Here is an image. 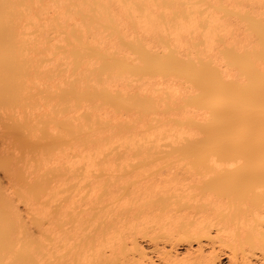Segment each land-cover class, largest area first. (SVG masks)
Wrapping results in <instances>:
<instances>
[{"label":"rangeland","instance_id":"1","mask_svg":"<svg viewBox=\"0 0 264 264\" xmlns=\"http://www.w3.org/2000/svg\"><path fill=\"white\" fill-rule=\"evenodd\" d=\"M27 2L28 6L31 5L29 8L27 5H22L24 6L22 9L24 12V19L21 22L22 32L20 35V39L22 38L21 41L23 40L20 55L23 57L22 60L25 61L24 65L26 64L25 66L28 67L27 69L24 66L22 73L29 74L27 77L26 74H22L24 77L21 76V80H25V84L23 83L24 89L21 88L24 92L21 91L20 95H25V97L23 103L18 102L21 105L17 104L14 106L12 104L10 107L4 105L1 107L0 105V157L4 156V160L3 157L0 159L2 162H6L5 159L8 158L6 163L9 164L7 169L0 166L3 168H0V186L2 188H0V191L4 193V195H8L9 199H7L8 201L10 200L13 209L17 211L19 215L18 219L20 217L19 223L23 224V227L30 228L32 232L34 226L35 195L34 190L33 193L30 191H32L35 183L38 181L40 182V180L47 179V186H51L53 180L56 178L70 177L73 181L69 187L71 189L69 190L75 193V205L79 206V210L89 209L94 212L118 206L122 201L125 191L133 185H136V182H143L144 180L157 176L161 171L163 151L175 144L176 146L177 144H185L182 142L184 141L182 140L183 138H186L185 140L187 141L189 140L188 143H190V141L192 142L191 139L195 142L196 138H201V140L206 138L210 140L212 138V144L209 141L208 145V143L204 141L207 143V145L206 143L204 144L206 148L215 144L224 145L225 142H228V145L229 142L231 144L235 142L234 145L236 144L237 146L243 145L241 146L242 149L244 145L247 146L248 144L250 146H245L248 150L250 148L257 149L259 145H262L260 151L262 150L261 153L263 154L264 92L262 88L264 89V74H261L260 71L264 72V53L262 50L264 45L262 40L256 37V26L258 24L255 25V22H257L258 19L256 17L254 18L253 15H251V17L254 19H250L249 17L250 13H257L255 4L249 2H242L241 4L239 0H27ZM25 3L26 2H24V4ZM223 8H227L228 11L225 9V12ZM145 10L151 12L158 22L148 35H142L135 26V18ZM78 11L80 14H78ZM262 11L264 12V0H262ZM227 12H231V15ZM241 13L243 15L242 17ZM212 14H216L219 18H225V16L228 17V15L231 16L232 19L230 18V20L234 24V36H236V38H242V35L245 36L243 50L246 52L247 50L245 49H248L249 55L251 50L256 52H252V55H250L251 57L253 56V58L250 59V56L247 54V56H244V52L243 55L241 52L240 54L238 52L235 56V61L234 57L232 58L233 53L231 52V55L228 53L230 51L227 47L229 45L228 37L224 32L217 31L212 56L214 64L211 65L210 61L208 63V60L200 53V49L204 47L201 34L208 23L209 16ZM244 15L245 17L247 16V23ZM187 17H192L195 20V27L184 34L182 37L183 45L179 46L172 40L170 27L179 19ZM116 18L123 20L124 24L121 27ZM261 22L263 23L264 21ZM257 23H259V21ZM249 24L256 29L249 30ZM262 31L259 32L258 30L260 34L264 33V29ZM81 39L84 40L85 44ZM75 40H80L78 44H76L78 46H75ZM81 41L84 47L80 44ZM109 41L113 44L111 45ZM86 43H89L88 46H86ZM79 44L81 46L80 48ZM90 44H93V46H90ZM73 45L74 48L77 47L79 50H85V48H90L91 50L89 49V51L87 49L85 52L80 50L81 53H79V51L76 52L75 49H72L73 47L71 46ZM96 45L100 46L99 50L100 48H104L107 53H111L109 55L110 61H108V55L106 56L105 54L106 51L104 49L99 51L98 46L95 49ZM68 48L71 49L70 53L68 52L70 50H68ZM227 48L229 51L224 52ZM91 51L93 53H91ZM83 53L84 55L87 54L86 57L84 56L85 58H82L83 61L80 64L82 59L79 54L83 55ZM74 54H76L75 56H79V58L77 57L79 59L78 62L77 59H74ZM96 55H98L97 58ZM111 56L114 57V61L119 59L118 62L120 64L117 62V64L114 63L113 65ZM229 56L232 58V61L228 60L230 59ZM240 57L242 59L243 57L247 59H243L244 61L241 62L242 59L239 60ZM236 58L240 64L237 62ZM98 59L99 61H107L110 67L107 66L106 68L108 63L103 62L107 64L104 66L105 69H102L103 64L102 67L99 66L101 62H99ZM252 59H254V61H252ZM255 60H257L259 66L261 65V69L263 67V69L259 71L261 75H259V73L256 75V72L253 71L255 76H257L256 78H254L253 72L250 73V71H248L251 70V67H247L249 64L250 66L251 64L255 65ZM245 61H248V64H246ZM251 61L252 63H249ZM117 65H119L120 69L117 68ZM127 66L131 67V69L129 68L130 70H128ZM226 67H231L233 74L231 78L225 80V83L219 73L220 69ZM246 67L248 70H246ZM124 68H127V70ZM24 69L26 70L24 71ZM242 69L243 71H241ZM123 70H126V72H123ZM213 73L216 76L213 75ZM216 77L217 79L221 78L220 80H223V82H220L219 79L217 81V79H215ZM233 79L238 82H233ZM227 80L233 82V84L231 82L229 83L230 85L227 84ZM75 82H78V84ZM202 82L203 84L207 82L206 88L208 93L210 92L212 98L210 96L206 98L208 95L204 97L206 94L205 89L204 93L202 92L201 94L200 91L201 95H199L200 88H197L196 84H201L200 87L205 86L202 85ZM209 82L212 83L213 87ZM215 82L219 83V85ZM261 82H263L262 86H260ZM79 83H81L83 87L81 85L78 86L80 89L78 88L79 91H77L80 92L83 90V94L81 92L80 95L78 94L79 96L77 95L76 97L81 100L83 95L86 96L80 102H77V98L72 93V88L77 89V87L74 86L79 85ZM88 84L91 86V90ZM67 86L72 87L69 89ZM143 86L148 88L151 92L146 93L147 91H141ZM219 86L222 87L220 88ZM230 86H232V89H230ZM94 87L96 93L93 96L94 89L92 90V88ZM215 87L216 89H221V91H216V89H214ZM228 87L230 89V94L226 92ZM48 90L54 91L52 92L54 95L48 94L51 95L49 97L46 93L51 92H48ZM67 90L69 95L66 94ZM99 90H101L100 93ZM102 90L106 91L104 92ZM84 91H89L90 94H92L89 95V92L84 94ZM223 91H225L226 95L221 93ZM243 91L246 93L243 95L244 99L242 96L244 93ZM250 91H254L255 95V91H258L256 97H254V93ZM114 92L119 95H114ZM214 92L221 95L218 94L219 96L217 95L216 97L214 95L215 97H213ZM103 93L105 94L103 95ZM111 93L113 94L109 95ZM235 93H238V95ZM63 94L65 95L64 99L62 98ZM55 95L58 96V98L53 97ZM197 95H199V97L204 95L203 97L205 99H202L204 101H199L201 98L197 100V98H195ZM97 96V99H91ZM100 96H102V98ZM119 96L121 97L119 98ZM72 97L73 99L70 101ZM86 97L91 98L86 99ZM257 97L259 99H257ZM105 99L107 101L108 99H112L113 101L110 100L109 103V101L106 102ZM195 99L199 104L195 103ZM20 100H22V98ZM73 100L76 102H73ZM126 100L128 103H126ZM114 101L118 103L115 105ZM119 103L121 106H118ZM218 107L219 109L222 107V111L225 109L228 111L221 112L219 110L221 112L220 114L217 110ZM213 111H216V119L214 117L215 115L212 116V113L214 114ZM226 112L227 114H224ZM250 115L252 116L250 117ZM228 116L231 119L233 118L232 120L229 119L230 121L228 120L227 123L229 124L226 123ZM253 116V120L256 124L252 120ZM242 118L245 120H242ZM188 119L192 120L194 123L192 124V121L188 122ZM18 120H20V123H23V126L18 123L21 126V128H19L18 125V130L20 132L16 131V129H13L11 126L12 122L17 123ZM65 120H68L69 124H73L74 127H72L74 130L76 131L77 128L78 131L76 133L72 132L73 128L70 129L71 125L69 126L66 124ZM213 120L217 121L215 122ZM251 120L255 125H253ZM57 121L61 123L59 122L58 124ZM26 123H28L29 126ZM63 123L65 126L68 125L69 128L67 126V128H65L61 125ZM222 123H226V125L224 124V126ZM25 125L28 127L26 128ZM227 125L229 127H227ZM237 125L240 128L235 127ZM22 127L26 128V131L24 128L22 130ZM230 127L232 129L234 127V129L231 131ZM216 128L219 130L222 129V131L228 132V134L222 133V131ZM42 130L46 132V134H44L45 137L42 135ZM197 130H200V132ZM202 130L203 132H201ZM204 130H209L206 135L208 137H202L206 134ZM235 130L236 133H234ZM12 131L14 133H12ZM192 131L195 134H199L195 135L190 133ZM217 131L222 133L221 137L226 134L223 138H217L216 142L219 143H215V138L212 136L214 132L217 134ZM232 132L234 133V137L230 135ZM48 133H50V135ZM16 134L21 135V137L25 136L24 138H28L25 134L29 135L31 138L28 139L34 141L33 143H36L38 146H28L31 144L28 143L29 140L27 138V142L25 141L27 145L23 143V145L20 144L21 142L17 140L20 136L18 138ZM47 134L50 137L49 139L52 138V135L55 137L57 136L56 138L59 143L56 142L57 144H55L53 141L51 145L50 141H52V139L50 141L47 140ZM64 134H67V136ZM236 134L237 136H235ZM55 137L53 140H56ZM65 137L66 141H64ZM246 137L248 138L246 139ZM34 139L41 144L37 141L35 142ZM24 140L25 139L22 138V142ZM245 141L247 142L245 143ZM196 142L194 143L195 145ZM42 143L44 144L42 145ZM192 143L190 144L192 145ZM197 143L200 144V142ZM202 144L200 145L202 146ZM96 145H98V149H96ZM149 149L153 150L148 152ZM140 150L143 154L139 152ZM243 150L245 151V149ZM87 154H90L92 157V166L89 167L88 171H86L87 161L84 159V156ZM10 165H12V167ZM47 186H45L43 191L48 190L46 188ZM256 190L259 191V188ZM262 190L264 191V188L262 189L260 187L261 192ZM110 191L111 194L113 192L111 196ZM250 206L253 205L251 204ZM254 206L259 209L262 205L256 206L254 203ZM128 209L130 210V207H128ZM129 213L130 211H128L126 215ZM152 225L153 224L148 226L150 230H153L155 227ZM262 225L264 229V222H262ZM215 229V227H212L208 239L201 238L200 242L193 241L190 247H188L187 243L183 242H176L171 245L169 241H164L165 239L160 237L157 230H153V233L137 236L136 246L138 245L140 251L133 245L128 244V257H126L131 264H151V262H149L150 258H152L151 261L154 260L153 262H156L155 264H165L164 258L168 256L169 251L175 252L174 250H176V253L183 255L184 253L181 252H184V249L188 247L191 252L194 249L196 255L198 252V254L201 255L210 254L212 256V253H214V255L217 254L218 257L222 255L218 258V263L220 261L221 264H255L257 260L258 263L256 264H264V255H262L260 248L251 245L245 238L242 239L240 244L236 245L239 254H237L235 258H232L233 260H227V258L230 257L227 255L230 253L231 246H234L238 241L232 243L228 239L216 236ZM174 245L177 246L175 247ZM184 256L187 255L184 254Z\"/></svg>","mask_w":264,"mask_h":264},{"label":"bare ground","instance_id":"2","mask_svg":"<svg viewBox=\"0 0 264 264\" xmlns=\"http://www.w3.org/2000/svg\"><path fill=\"white\" fill-rule=\"evenodd\" d=\"M227 1H230V0H227ZM234 1H237V0H234ZM240 1H241V4H242V2H249V3H253L256 5L257 13H252V14L248 13V14L250 15L249 16L250 19L251 18L254 19L256 17L258 19L259 23H261V24L257 23L258 21L256 19V21H257V22H255L256 24L255 23H253V24H255V25L258 24L256 26V28H257V32H256L257 36L256 37H259L262 40V43L264 45V33H261V34L259 33L264 29V24H263L264 22L263 23L261 22V21H264V14H263L264 12L262 11V0H239V2ZM24 2H26V3L24 4ZM27 4H28L27 0H25V1H23V0H0V105H1V107H3V105L7 106V107L12 106V104L14 106H16L17 104L19 105L20 103H23V100L25 97V95L24 96L20 95L21 91L24 92V90H21V88H23V85L25 84L24 83L25 80L24 81L21 80L22 79L21 76L23 74L22 73L23 67L26 65V64L24 65L25 61L22 60L23 57H21V55H20L21 54L20 53L21 46L23 44L22 43L23 40L21 41L22 38L20 39V35L22 32L21 31V29H22L21 22L24 19V12L22 9ZM22 5H24V6H22ZM30 5L29 6L27 5L28 8L30 7ZM223 9H224V11H225V9L228 11L227 8H223ZM239 11H241V10H239ZM231 12H229L230 15H231ZM261 12H263V13H261ZM78 14H80V12ZM235 14H236V12H235ZM230 15H228V17L225 16V18L223 17L224 19L217 17L216 14L210 15L208 23L202 31L201 37L203 40L204 47H202L200 49V53L203 55V57L205 59L208 60V63L210 61L211 65L214 64L212 56H213V49H214L215 37L217 35V31L224 32V34L228 37V44L229 45L227 47L229 48L230 51L227 48V50H224V52L229 51L228 53H230V55L232 52L234 54V56L232 54V58L234 57V60H235V56L238 52H239V54L241 52L242 55L245 53L244 56L249 55L248 49H245V50H247L246 52L243 50L244 43H245V36L242 35V38L241 37L236 38V36H234V34H233V31H234L233 25L234 24L230 20V18H231ZM251 15H253L254 18L251 17ZM242 16L243 15L241 13V17ZM244 17H245V15H244ZM246 17H245V19H246L245 21L247 23ZM135 19H136L135 26L140 31V33L142 35H148L149 32L153 29V27L156 26L158 23L155 16L147 10L143 11L142 14L138 15ZM116 20H117L120 27L124 24L123 20H121L119 18H116ZM248 22H249V20H248ZM231 23H232V25H231ZM249 26H250L249 30H255L256 29L255 27L253 28L250 24H249ZM258 26H260V27H258ZM194 27H195V20L192 17L179 19L176 23H174L170 27V34L172 36V40L177 45L182 46L183 45L182 37L184 36V34L188 33ZM258 30H259V32H258ZM252 33H254V32H252ZM74 34H76V33H74ZM258 34H260V35H258ZM77 38H79V37H77ZM81 40H83V39H81ZM75 41H76V43H74L75 46H78L76 44H78V41H80V40H78V41L75 40ZM258 41H260V40H258ZM258 41H257V43H258ZM83 43H84V40H83ZM109 43L111 45L113 44L111 41H109ZM80 44L83 46L85 43L82 44V41H81ZM80 44H79V48L81 47ZM88 44L86 43V46H88ZM91 45L93 46V44H90V46ZM97 46L98 45L95 46V49ZM71 47H73L72 49H75L76 52L79 51V53H81V51L85 52L88 49V48L87 49L85 48V50L80 49L81 50L80 51L79 48L78 49H77V47L74 48V45ZM99 47L100 46H98V50H99ZM263 48H262V50L264 53ZM69 49L70 48H68V50ZM103 49L100 48V50H103ZM98 50H97V52H98ZM70 51H71V49L68 52L70 53ZM92 51H91V53H93ZM72 52H74V51H72ZM101 52H103V51H101ZM250 52H249L250 55H252V52H254V51L251 50ZM254 53H256V52H254ZM86 54L84 55V53H83V55H81V54H79V55L81 56V59H82V58L86 57ZM105 54H106V56L108 55V61H110L109 55L111 53L109 54V52L107 53V51H106ZM75 55L76 54H74V56ZM98 55H96V58ZM69 56H71V55H69ZM94 56H95V54H94ZM113 56H114V54H113ZM227 56H228V54H227ZM77 57L79 58V56L77 55V56H75L74 59L75 60L77 59V62H78L79 59ZM115 57H116V55H115ZM241 57L239 60L242 59ZM113 58L114 57H112V60H111L113 62V65H114V63L117 64L119 59L117 61L116 60L114 61ZM232 58L230 57V59H228V58L227 59L232 61ZM251 58H253V56L252 57L250 56V59ZM105 59H107V58H105ZM243 59L246 60L247 58L243 57ZM243 59L241 60V62L244 61ZM100 60H102V59H100ZM26 61H27V59H26ZM82 61H83V59L80 61V64L82 63ZM98 61H99V59H98ZM248 61H245L246 64H248ZM252 61H254V59H252ZM252 61L249 63H252ZM255 61H256V62H254V63H256L255 65H252V64H251V66H250V64L247 65V67H249V68L251 67V70H248L247 67H246L247 68L246 70L250 71V73H252L254 71V72H256L255 74L257 75L259 73V71L263 69V67L261 69L260 68L261 65L259 66V63L257 62V60H255ZM99 62H101V64L99 63L100 64L99 66L102 67V64H103L102 69L108 63L107 61H99ZM103 62H107V63H103ZM237 62H239L238 59H237ZM125 64H127V63H125ZM235 64H236V62H235ZM239 64H240V62H239ZM77 65H79V64H77ZM242 65H241V67H242ZM245 65H244V67H245ZM107 66L110 67L109 63H108V65H106V68H107ZM233 66L237 67L238 65L237 66L233 65ZM25 68L28 69V67H26V66H25ZM117 68H119V65H117ZM129 68L131 69V67H128V70H130ZM113 69H112V71H113ZM124 69L127 70V68H124ZM239 69H241V68H239ZM243 69L241 71H243ZM25 70L26 69H24V71ZM115 70H116V68H115ZM126 70H123V72L124 71L126 72ZM213 70L216 71L215 69H213ZM107 72H109V71H107ZM254 72H253V74H254ZM260 73L264 74L263 71H260ZM260 73H259V75H261ZM25 74H23V75H25ZM232 74H233V72H232L231 67L222 68V69H220V73H219L220 77H222V79H224V82L226 79L231 78ZM255 74L253 76H255ZM28 75L29 74H26V77ZM213 75H215V74L213 73ZM244 75H246V74H244ZM22 77H24V76H22ZM250 77H251V75H250ZM256 77L257 76H255L254 78H256ZM215 79H217V77ZM218 79H217V81H218ZM251 80H253V79H251ZM261 80H262V78H261ZM221 81L223 82V80H220V82ZM235 81L236 80H234L233 82H235ZM78 82H75V83L78 84ZM230 82L231 81H228L227 84H229ZM233 82H231V83L233 84ZM237 82L238 81H236V83ZM206 83L203 84V82H202V85H205V86H201V87H200L201 84L198 83L199 87H198V84H196L197 88H200L199 89V95H201L202 92L204 93V89L206 90L205 96L202 95L199 97V95H197L195 97V98H197V100H198V98H201V100L199 99V101H201V102L204 101L202 99H205L204 97H206L207 95L208 96L206 98H209V96L211 97L210 92L208 93V91H207ZM215 83H217V82H215ZM262 83L263 82H261L260 86H262ZM209 84L212 85L211 82H209ZM217 84L219 85V83H217ZM74 85H76V84H74ZM80 85H81V83H79V85L74 86V87H77V89L72 88V93L74 94L75 97L78 94L80 95L81 92L83 94L82 89H81L82 91L78 92L79 91L78 86H80ZM254 85H256V84H254ZM236 86H237V84H236ZM260 86H258V87H260ZM71 87L72 86H70V87L67 86V88H69V89H71ZM88 87H90L89 89L91 90V86H89V84H88ZM95 87L92 88V90L94 89L93 90L94 91L93 96L96 93ZM98 87H100V86H98ZM101 87H103V86H101ZM212 87H213V85H212ZM219 87L221 88L222 86H219ZM219 87H217V88H219ZM230 87H231L230 89H232V86H230ZM263 87H264V84H263ZM223 88H224V86H223ZM214 89H216V87ZM230 89L228 87V90L226 92L228 93ZM238 89H239V87H238ZM85 90H87V89H85ZM108 90H110V89H108ZM143 90L147 91L146 93L151 92L150 90H148V88H145V86H143L141 88V91H143ZM218 90L221 91V89H216V91H218ZM49 91L51 93H46L47 95L48 94L54 95V93H52L54 91L48 90V92ZM96 91H98V90H96ZM102 91L105 92L106 90H102ZM200 91H201V94H200ZM211 91H212V89H211ZM240 91H242V90H240ZM262 91L264 92L263 88H262ZM66 92H67L66 94H68V90ZM69 92H70V90H69ZM88 92L89 91H87V92L84 91V94H87ZM100 92H101V90H99V93ZM109 92H111V91H109ZM109 92H107V93H109ZM237 92H239V91H237ZM250 92H252V91H250ZM255 92L257 95L258 91H255ZM214 93H213V97H215V96L217 97V95L219 94V93L217 94L216 92H214ZM221 93L222 94L224 93V95H226L225 91H223ZM231 93H232V91H231ZM252 93H254V91ZM23 94H25V93H23ZM88 94L91 95L92 93L90 94V92H89ZM104 94L105 93H103V95ZM112 94L113 93H111L109 95H112ZM229 94H230V92H229ZM235 94L238 95V93H235ZM245 94L246 93L244 92L242 94V96ZM51 95H48V96L50 97ZM56 95L53 97L58 98V96H56ZM114 95L117 96L119 94L115 93ZM219 95H221V94H219ZM240 95H241V93H240ZM254 95H255V93L253 94V96ZM256 95L254 97H256ZM85 96L83 95V98ZM121 96H124V95H121ZM121 96H119V98ZM253 96H251V97H253ZM64 97H65V95L63 94L62 98L64 99ZM73 97L71 98V100L70 99L69 100L72 101ZM100 97L102 98V96H100ZM106 97L109 98L110 96L107 95ZM21 98H22V100H20ZM83 98H81V100ZM87 98H91V97H86V99ZM97 98H98V96L95 98L92 97L91 99L94 100ZM78 99L79 98H77V100L76 99L75 100L77 102H80L81 100L80 99L78 100ZM236 99H237V97H236ZM243 99H244V96H243ZM257 99H259V98L257 97ZM99 100H101V99H99ZM105 100H104V103H105ZM110 100H112V99H110ZM110 100L108 99L109 103H110ZM117 100H119V99H117ZM229 100H230V98H229ZM76 101L73 100V102H76ZM108 101L106 100V102H108ZM116 101H114L115 105H116V103H118ZM123 101H124V99H123ZM129 101H131V100H129ZM18 102H20V103H18ZM65 102H66V100H65ZM67 102H69V101H67ZM149 102H150V100H149ZM201 102H200V104H201ZM243 102H245V101H243ZM120 103L118 104V106H121ZM126 103H128L127 100H126ZM195 103L199 104V102H196V99H195ZM226 103H227V101H226ZM240 105H242V104H240ZM129 107H127V108H129ZM222 107H224V106H222ZM222 107H220L221 109H219V107L217 109L220 114H221V112H225L227 110V109H225L224 111H222V109H223ZM235 107H237V106H235ZM127 108H126V110H127ZM120 109H122V108H120ZM242 110H243V108H242ZM215 113H216V111L214 112V114L212 113V116H214ZM224 114H227V112ZM232 116H234V115H232ZM251 116L252 115H250V117ZM254 116H255V114H254ZM254 116H253L252 120L254 119ZM214 117L216 119V115ZM229 119L232 120L233 118L231 119L228 116V119H226L227 120L226 123L228 122ZM243 119L244 118H242V120ZM252 120H251V122H252ZM12 121L16 122L15 120H12ZM18 121H17V123L12 122V125L10 124L13 127V129H16V131H19L18 129L21 128L20 125L23 124V123H20V120H18ZM191 121L192 120L188 119V122H191ZM213 121L216 122L217 120H213ZM234 121H235V119H234ZM234 121H231V122L235 123ZM57 122L59 124L60 121H57ZM67 122H68V120L65 123L70 126L71 123L69 124V122L68 123ZM224 122H225V120H224ZM245 122H247V121H245ZM253 122H255V121L253 120ZM24 123H25V121H24ZM191 123L193 124L194 122L192 121ZM226 123H224V124L226 125ZM26 124L28 125V123H26ZM227 124H229V123H227ZM255 124H256V122H255ZM255 124L253 123V125H255ZM18 125H19V128H18ZM61 125H63L65 128H67V127L69 128V126L66 125L67 126L66 127L64 123ZM217 125H218V123H217ZM238 125L235 127H239ZM28 126L25 125L26 128ZM63 126H61V127H63ZM72 126L74 127V125L72 124L70 126L71 127L70 129L73 128ZM233 126H234V124H233ZM214 127H216V126H214ZM219 127H220V125H219ZM227 127H229V126L227 125ZM227 127H225V128H227ZM9 128H10V126H9ZM23 128L24 127H22V130H23ZM26 128H24L25 131H26ZM216 129L219 130L218 128H216ZM233 129H234V127H233ZM233 129L231 128V131ZM22 130H21V132H22ZM73 130H74V128L72 129V132H75V133L78 131L77 128H76V131L75 130L73 131ZM236 130H235V132L234 131L233 132L236 133ZM13 131H12V133L15 132V131L14 132ZM204 131H206V134L205 135L202 134L203 135L202 137H204V138L208 137L206 135H207V132H209V130H204ZM219 131H222V129H220ZM228 131H229V128H228ZM30 132H31V130H30ZM43 132H45V131L42 130V135L45 137L44 134H46V132L45 133H43ZM195 132H196V130H195ZM198 132H200V130ZM201 132H203V130ZM233 132L230 133V135L233 136L234 135ZM243 132H244V129H243ZM68 133H70V132H68ZM190 133L195 134L193 131ZM222 133L228 134V132H225V131H222ZM222 133L218 132L217 134H215V132H214L215 135L213 134L212 136H214L213 138H215V140H214L215 143H219V142H216L217 138L225 137L226 134H224V136L221 137ZM48 134L50 135V133H48ZM198 134H195V135H198ZM25 135L28 136L29 139L31 138V137H29V135H27V134H25ZM49 135L46 136V138L49 141L52 139V141H50L51 145H52L53 141L55 142V144H57L56 143V142H58V139L56 138L57 136L55 137L54 135L51 134L52 138L49 139L50 138ZM19 136H20V138H19ZM65 136H67V134ZM215 136H217V137H215ZM227 136H229V135H227ZM235 136H237V134ZM244 136H245V134H244ZM16 137L19 138L17 140H18V142H21L20 144L23 143V144L27 145V143H26L27 137L24 138L25 136L21 137V135H17ZM54 137L57 141L53 140ZM68 137H69V135H68ZM22 138L25 139L23 142H22ZM227 138H226V140H227ZM247 138L248 137H246V139ZM185 139L184 138L182 139V140H184L182 142H184L185 144H182V145L180 144L181 146L178 144L176 146V144H175V145L170 146L168 148L166 147L167 149H165V151H163L161 171L159 172V174L157 176L151 177L150 179L144 180L143 182H136L137 183L136 185H133L131 188H129L125 191V194H123L122 201L119 203V205L114 206L111 209L105 208L104 210H99V211H94V212L90 211L89 209L79 210V206H76L74 203L75 193H73L71 190H69V189H71L69 187L73 181V179H71L70 177L56 178L53 180V182H52L53 184L51 186H47V182H48L47 179L46 180H40V182L38 181L39 183L38 182H37L38 184L35 183V185L36 184L37 185L36 186L34 185L35 187L33 186L32 191H30L31 193H33V190H34V195H35L34 196L35 208H34V218H33L34 226H33L32 232L30 231V228L23 227L24 225L19 223L20 217L18 219L19 215H18L17 211L13 209L12 204H10V200L8 201V199H9L8 195H4V193H2L0 191V264H131V262L127 258L128 257L127 245L128 244L133 245L135 248H137V250L140 251V248L138 247V245L136 246L138 235L153 233L152 232L153 230H157L160 237H163L165 239L164 241H169V243L171 245H173L176 242L177 243L183 242V243H187L188 247H190V245L193 241L200 242L201 238L208 239V237L210 235V230L212 229V227L216 228L214 230V231H216V234H217L216 236H221L225 239H228L232 243H234V242L236 243L238 241L236 244H234V246H231L230 251H229L230 253H228L229 255H227L230 257L227 258V260L228 259L231 260L232 258H235V256H237V254H239L237 251L238 248L236 245L240 244V242H242V239H244V238L246 239V241L250 242L251 245H253V246L255 245L256 247L260 248L262 255H264L263 254L264 253V229H263V225H262V222H264V209H263L264 208V191L263 190H262V192L260 191V187L262 189L264 188V161H263L264 152L262 154L261 153L262 150L260 151L262 145H259V148L257 147V149H253V148L251 149L250 148L249 150H248V148H245L246 145H244L243 149H245V151L241 148V146H243V145H241V146H237L236 144L234 145L235 142L232 144L229 142V145H228V142H225L224 143L225 146L222 144H215L214 143L215 145H212L210 147L207 146L209 148H206V145L209 141L212 144V141H211L212 138L210 140L208 138H206L208 141L206 139H204V140L202 139L203 142H202L201 138H199V139L196 138L197 142H200V144L203 143L202 146L207 142L206 145H204L205 146V148H204V146L202 147L196 141H195L196 142V145H195L194 144L195 142H193V139H191L193 143L190 141V143H192V145L190 143H188L189 140L187 141ZM237 139H239V138H237ZM19 140H21V141H19ZM30 141L31 140H29L28 143H30L31 145H28V146H34V145L38 146L36 143H33L34 141H31V142ZM36 141L37 140H35V142ZM64 141H66V137H65ZM204 141H206V142H204ZM37 142H39V141H37ZM246 142L247 141H245V143ZM43 144L44 143H42V145ZM240 144H241V142H240ZM208 145H209V143H208ZM96 146H97L96 149H98V145H96ZM247 146H250V145L247 144ZM94 147H95V145H94ZM94 147H93V149H94ZM262 148H264V146ZM207 149H209V150H207ZM152 150L153 149H149L148 152H150ZM206 150H207V153H206ZM263 151H264V149H263ZM139 152L141 154H143L141 150ZM151 153H149V154H151ZM1 157H3V160H4V156H1ZM5 158H7V157H5ZM84 159L87 161L86 171H88L89 167L92 166L91 165L92 157L90 154H87L84 156ZM7 160H8V158L5 159L6 162H7ZM6 162H2L0 159V166H2L4 169H7L8 165H9ZM10 164H11V162H10ZM10 166L12 167V165H10ZM2 167H0V168H2ZM11 167H10V169H11ZM54 182H55V184H54ZM49 185H50V183H49ZM45 186H47L46 188L48 190L43 191L45 189ZM0 188H1V186H0ZM258 188H259V191L256 190ZM111 191H112V189H111ZM111 191H110V196L113 194V192L111 194ZM254 203L256 206H259L261 204L262 205L261 208H259V209H258V207L255 208ZM251 204L254 206V209H253V206H250ZM128 207H130V210L128 209ZM257 209L259 212L257 211ZM128 211H130V213L128 215H126V213ZM250 211H252V212H250ZM151 224H153L152 226H155L153 228V230H150L148 228V226H150ZM174 246L176 247L177 245H174ZM186 247H184V248H186ZM188 247L186 249H184L185 250L184 252H181L187 256H184V254L181 255L180 253H179L180 254L179 255L178 253H176V250H174L175 252L169 251L168 256H166L164 258L165 264H182V263H184V264H186V263L187 264H221L220 261L218 263V258L221 257L222 255L219 257L217 254L214 255V253H212L213 254L212 256L210 254L209 255H205V254L201 255V254H198L199 252L196 255L195 250L193 249L194 251L192 250V252H191V250ZM191 247H193V246H191ZM141 252H142V249H141ZM185 252L188 254H186ZM180 256H181V258H180ZM241 258H242V256H241ZM151 260H152V258H150L149 262H151V264H153L154 260L153 261H151ZM257 261H255V262L258 263Z\"/></svg>","mask_w":264,"mask_h":264}]
</instances>
